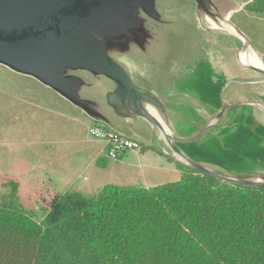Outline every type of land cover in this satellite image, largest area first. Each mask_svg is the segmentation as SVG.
<instances>
[{
    "label": "rangeland",
    "instance_id": "1",
    "mask_svg": "<svg viewBox=\"0 0 264 264\" xmlns=\"http://www.w3.org/2000/svg\"><path fill=\"white\" fill-rule=\"evenodd\" d=\"M212 1L223 15L233 11L234 26L264 64V15L245 11L249 0ZM156 8L166 22L151 25L152 38L143 52L132 49L127 54L131 66H145L143 78L129 76L133 84L172 99L171 124L177 134L189 138L176 141V146L187 158L230 176L264 177V76L238 63L240 43L208 30L193 0H156ZM82 77L87 84L79 96L93 100L102 114L115 117L105 101L99 102L102 90L110 87L108 81ZM63 103L66 106L33 79L0 66L1 206L13 203L48 225L44 220L51 200L61 194V176L69 184L84 177L93 180V195L86 197L90 200L97 199L101 190L94 191L107 184L149 188L182 179L174 165L157 154L138 167L137 161L125 164L127 158L109 159L105 149L97 165L85 168L81 162L91 158L84 152L90 143L88 134L81 121L62 108L72 106ZM213 118L219 121L207 126ZM119 121L118 132L136 138L142 150L157 149L155 131L148 124ZM113 164L118 169L107 167Z\"/></svg>",
    "mask_w": 264,
    "mask_h": 264
},
{
    "label": "trees",
    "instance_id": "2",
    "mask_svg": "<svg viewBox=\"0 0 264 264\" xmlns=\"http://www.w3.org/2000/svg\"><path fill=\"white\" fill-rule=\"evenodd\" d=\"M245 11L264 15V0ZM175 167L174 183L58 194L48 225L0 205V264H264V186Z\"/></svg>",
    "mask_w": 264,
    "mask_h": 264
},
{
    "label": "water",
    "instance_id": "3",
    "mask_svg": "<svg viewBox=\"0 0 264 264\" xmlns=\"http://www.w3.org/2000/svg\"><path fill=\"white\" fill-rule=\"evenodd\" d=\"M252 1L246 3L244 10ZM193 2L208 30L240 43L238 63L243 51L260 57L234 26L232 10L223 15L212 0ZM165 22L156 0H0V66L33 79L91 122L129 140L139 143L136 138L118 132L119 120L129 125L132 120L148 124L156 134L155 151L175 164L229 185L264 186V177L230 176L187 158L176 146V141L189 138L177 134L171 124L172 99L161 98L157 91L139 90L133 84L129 76L141 79L146 71L145 66H131L127 54L132 49L143 52L152 38L151 25ZM240 65L264 75L261 68ZM82 75L108 81L110 87L102 90L99 102L105 101L117 120L102 114L93 100L79 96L87 84ZM218 121L219 118H213L207 126Z\"/></svg>",
    "mask_w": 264,
    "mask_h": 264
},
{
    "label": "crops",
    "instance_id": "4",
    "mask_svg": "<svg viewBox=\"0 0 264 264\" xmlns=\"http://www.w3.org/2000/svg\"><path fill=\"white\" fill-rule=\"evenodd\" d=\"M61 106H66V105H64L62 99H61ZM62 108L65 111L73 113L74 114L73 116L78 118L81 121L82 128L84 127V129H86V133L88 134V129L92 125V123L89 121V119L84 114H82L80 111L76 110L75 108H72V107H69V106L68 107H62ZM88 137H89V135H88ZM89 141H90V143L86 146L84 152L87 151L89 153L88 157H91V158H88V162L87 163L81 162V164L83 166H85V168H88V169H90L93 164H96V162H100V157H101L103 151L106 149L104 143H102V142L95 141V140L91 139L90 137H89ZM151 151H153V153H150L149 149L148 150H141L139 152H125L117 160L119 162H121L122 159L127 158L129 160V162L125 163L127 165H129L130 162L135 163L137 161L138 162V167L139 166H143V164L140 163V162L145 163L147 161H150L152 159L151 154H157L159 157L162 156L161 154H159L155 150L151 149ZM167 160L170 163H172L174 165V167L176 166L175 163H173L169 159H167ZM102 165L105 168V166H106L105 163H102ZM117 166L118 165H116V164L114 165L113 164V165H109L107 167L111 168L112 170H115V169H118ZM84 170H85L84 173H87L86 169H84ZM174 171L175 172L178 171L176 169V167L174 168ZM67 181H68V179H65V176H61V194L66 193V192H75V193H79V194H81V195H83L85 197H87L89 195H93L91 193H93L92 190L94 189L95 182L93 180H89L88 177H84L83 180L81 182H79L78 184L77 183L75 184V181H72L71 184H69ZM64 182H66L67 184L64 185L65 184ZM101 189L102 188L95 190L94 193H98V191H100Z\"/></svg>",
    "mask_w": 264,
    "mask_h": 264
},
{
    "label": "built area",
    "instance_id": "5",
    "mask_svg": "<svg viewBox=\"0 0 264 264\" xmlns=\"http://www.w3.org/2000/svg\"><path fill=\"white\" fill-rule=\"evenodd\" d=\"M88 135L91 139L104 143L106 156L111 160L119 159L125 152L142 150L138 142L124 138L101 124L92 123L88 129Z\"/></svg>",
    "mask_w": 264,
    "mask_h": 264
},
{
    "label": "bare ground",
    "instance_id": "6",
    "mask_svg": "<svg viewBox=\"0 0 264 264\" xmlns=\"http://www.w3.org/2000/svg\"><path fill=\"white\" fill-rule=\"evenodd\" d=\"M240 64L244 65H253L258 68L264 69V64L260 57L251 51L241 52L239 54Z\"/></svg>",
    "mask_w": 264,
    "mask_h": 264
},
{
    "label": "flooded vegetation",
    "instance_id": "7",
    "mask_svg": "<svg viewBox=\"0 0 264 264\" xmlns=\"http://www.w3.org/2000/svg\"><path fill=\"white\" fill-rule=\"evenodd\" d=\"M263 70H264V69H263ZM251 72H252V71H251ZM254 73L257 74V75L260 74V73H257V72H254ZM260 75H262V74H260ZM263 76H264V75H263ZM250 81H251V82H256L257 80H255V81H254V80H250Z\"/></svg>",
    "mask_w": 264,
    "mask_h": 264
}]
</instances>
